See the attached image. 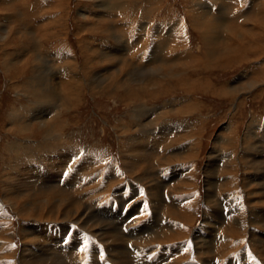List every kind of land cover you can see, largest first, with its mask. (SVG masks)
Segmentation results:
<instances>
[{
    "label": "rangeland",
    "instance_id": "obj_1",
    "mask_svg": "<svg viewBox=\"0 0 264 264\" xmlns=\"http://www.w3.org/2000/svg\"><path fill=\"white\" fill-rule=\"evenodd\" d=\"M51 21L54 23L49 24ZM0 23L2 38L5 35L1 31L3 24L7 29L11 25L14 28L7 41L0 38V208L3 206L1 210L6 215L0 218V264H20L19 258L26 259L30 252L40 254L41 250H45L48 243L37 232L45 229L48 223L36 220L34 214L42 210L44 201L50 200L49 197L61 199L68 205L65 210L70 213L65 218L69 220L72 211L84 207L86 213L81 216V221L88 222L86 226L80 222H58H64L60 225H66L61 228L65 232L59 231L53 236L61 241V248L64 249H61V255L57 254L58 259L53 260V264H264V171L261 169L256 173L247 166L242 169L236 161L238 170H234L233 174L231 171L230 178L225 179L228 174L222 173L228 157L231 159L237 155L238 159L241 158L245 145L249 147L253 143L258 145L252 153L253 160L264 165V0H0ZM173 29L177 31L175 39L171 38ZM232 36L237 40L231 44L229 40ZM227 43L233 48L239 43L241 45L226 62L220 61L215 65L212 62V57H216L214 48L219 44L227 48ZM24 49L30 52L26 56L31 58L30 62L36 55L44 56L51 62L43 68L38 65V74L49 73L56 80L57 70L71 61L76 65L75 79L80 78L81 82L79 104L74 108V104H69L71 110L61 108L60 119L63 122L55 132L62 139L54 144L56 134H53L47 140L48 144L52 143V149L59 144L57 148L74 149L77 155L60 164L61 175L55 177L58 180L43 185L33 182L25 187L23 184L11 185L12 182L7 180L8 166H13L17 157L35 159L38 152L47 148L44 135L39 132L34 135L26 132L19 137L11 131L14 127L10 129L8 126L7 115L12 106L22 113L34 106L31 104L34 98L30 95L25 98L24 92H21L25 86L20 80L26 78L20 77V84H16L18 88L14 89L11 81L16 83L17 78L12 76L9 79L3 73V61L7 57H17V53H23ZM209 53L211 58H208ZM170 56L175 58L169 62ZM159 69H162L163 75L168 71L173 75L165 77L166 80L157 85L150 74L158 78L155 72ZM119 75L120 78L130 76L135 80L120 90L115 89L116 84H112V89H104L109 83L108 77ZM147 75L151 77L149 82ZM176 75L178 78H175ZM103 79L102 83L100 80ZM151 82L152 87L149 86ZM250 84L254 88L243 91ZM137 85L140 89L135 96L130 95V91L138 89ZM232 87H236L239 94L226 95ZM143 90H146L145 93ZM177 110L181 113L177 114ZM150 120L157 121L150 127ZM170 125H174L173 131L186 130L190 134L184 140L172 142L178 138L171 135L173 131L169 133ZM186 125L189 129L184 128ZM229 129L230 132L227 131ZM248 130L253 131V135L249 132L247 136ZM231 132L232 135L229 134ZM137 139H141V145ZM229 140L230 145L227 143ZM184 146H188L187 152L192 154L191 157L186 156L184 160L166 157ZM128 156L132 160L129 161ZM85 157V168L93 165L95 171L89 167L78 173L80 168H76ZM166 159L171 160L166 163ZM88 162L91 165H87ZM255 174L261 178H256ZM228 180H231L230 183L220 186ZM79 182L82 185L87 183L85 197ZM76 196L82 198L77 200ZM176 198L180 200L173 203ZM84 202L88 207L93 205V209L90 211L86 205H81ZM26 203H31L28 218L19 212V209L27 210ZM10 204L16 206L10 207ZM122 220L128 223L118 225ZM53 225L51 223L50 226ZM92 225L101 234L99 239H92L86 232L84 234L83 230ZM24 230L30 235L23 236ZM18 231H22L21 234ZM159 234L165 241H151V237ZM75 242L80 245L77 244L79 249L75 248ZM117 246L121 247L119 251L122 255L114 253L113 249ZM24 249L27 251L23 253ZM90 249L97 254L92 257Z\"/></svg>",
    "mask_w": 264,
    "mask_h": 264
},
{
    "label": "bare ground",
    "instance_id": "obj_2",
    "mask_svg": "<svg viewBox=\"0 0 264 264\" xmlns=\"http://www.w3.org/2000/svg\"><path fill=\"white\" fill-rule=\"evenodd\" d=\"M9 1V0H8ZM107 1V0H106ZM104 5V4H103ZM23 8V7H22ZM150 9V8H149ZM11 13V12H10ZM21 13V12H20ZM144 13V12H143ZM81 14V13H80ZM8 15V14H7ZM82 16L84 15V14H81ZM200 16V15H199ZM50 21V20H49ZM54 22H50L49 24H53ZM5 24H8L7 22H5ZM5 24H3L2 26L4 27V28H1V31L5 34L3 37L4 38H2V37H0V38H2V40H6L7 41V39L14 33V28H13V25H11V26H9L8 27V29L5 27ZM196 24V23H195ZM0 25H1V23H0ZM20 26V25H19ZM26 28V27H25ZM50 29V28H49ZM215 29V28H214ZM143 30V29H142ZM216 30V29H215ZM22 31H24V30H22ZM27 31V30H26ZM173 31V34L170 36L171 38H173L174 37V39H175V37L177 36V31H175L174 29L172 30ZM171 31V32H172ZM51 32V31H50ZM170 32V33H171ZM107 33H108V30H107ZM111 35H112V33H110ZM109 34V35H110ZM169 34V33H168ZM231 34V33H230ZM16 35V34H15ZM18 35V34H17ZM242 35V34H241ZM235 36V35H234ZM26 37V36H25ZM46 37V36H45ZM238 37V36H237ZM231 38V40H229L230 42L229 43H234V42H236V40L237 39H235V37H230ZM242 39H243V37H241ZM41 39V38H40ZM208 39V38H207ZM211 39V38H210ZM219 39V38H218ZM239 39V38H238ZM240 40V39H239ZM238 40V41H239ZM219 41H220V39H219ZM237 41V42H238ZM229 43H227V48H225V46H224V44H219V46L217 47V48H214V54L216 55V57L214 56V57H212V55L209 53V55H208V58H213L212 59V62L214 61V63H215V65H216V63H218V62H226V59H228V58H230L231 56H233L236 52L235 51H237L238 50V45L240 44H237L236 45V48H233V47H231L230 46V44ZM241 45V44H240ZM244 46V45H243ZM122 48V47H121ZM242 48V47H241ZM127 49V48H126ZM88 50V49H87ZM142 50V49H141ZM20 51V50H19ZM123 52V51H122ZM170 52V51H169ZM137 53V52H136ZM156 53V52H155ZM158 53H160V52H158ZM240 53V52H239ZM27 54L29 55L30 54V52H29V50L27 49H24V52L23 53H17V57H13V58H11V57H7V60L5 59L4 61H3V66H4V72L3 73H5L4 75H7V77L9 78V79H11V77L12 76H14V78H17V80H16V83H14L13 81H11L12 82V86H15V88L14 87H12V88H14V89H17L18 88V86L17 85H19L20 83H18V81L20 80V77L22 78L23 76H24V78H26V79H24V80H20L22 83H23V85L25 86L24 88H25V90H23L22 89V91L21 92H24V97L25 98H28L29 97V95L31 96V97H33L34 98V101L31 103V104H33L34 106H32V107H29V108H27L26 109V113H22V112H20L18 109L17 110H15V106H12L11 107V110L9 111V113H8V115H7V120H8V126H9V128L11 129L12 127H14V129H11V131L15 134H18V136L20 137H22V135H25L26 134V132H29V135H34L36 132H39V134H42V135H44V144H45V147L47 148V149H44V151L43 152H38L39 154H38V156L35 158V159H31V158H18L17 157V159H15V164L13 165V166H8V167H10V169H9V172H8V175H7V180L9 181V182H12L11 183V185L13 186L14 184L15 185H19V184H23L22 186H28V185H32V183L33 182H38V183H40L41 185H43V184H46L48 181H54V180H58V179H56L58 176H57V174L59 175V177H60V171L62 170L61 168V170L59 169V166H60V164L61 163H66V162H69L70 160H71V157L73 158L74 156H76L77 155V153L75 152V151H73V150H71L70 148H67V147H59V148H57V146H60L59 144L58 145H56V149H52L51 148V144L52 143H49L48 144V138L49 137H51L52 138V136H53V134H56V139H55V141H54V144H56L55 142H56V140H61L62 139V137H60L61 135H59L58 133H56L55 131H57L56 129H58V128H60V125L62 124V120L60 119V111L62 110L61 108H63L64 110H71V107H70V105L69 104H74L73 105V107L72 108H74L75 107V105H78L79 104V96H80V93H81V86H80V84H79V79H75V75H76V65H75V63H73V62H71V61H68V62H66V63H64L65 65H63L62 66V68L60 69V70H57V72H58V77H56V80L55 79H53V77H51V75L49 74V73H44V72H42V73H44L43 75H40V74H38V72H37V69H38V65H39V67H41L42 66V68H43V65L44 66H48L51 62H48V60H46V58H43V57H41L40 55H36V57L34 58V57H32L33 59V61H29V59H31V58H26V56H27ZM110 54V53H109ZM120 54V53H119ZM138 54V53H137ZM168 54V53H167ZM241 54V53H240ZM13 54H11L10 56H12ZM103 55H106V53L104 54L103 53ZM172 55V54H171ZM106 56H108V55H106ZM122 56V55H121ZM26 58V59H25ZM42 58V59H41ZM105 58V57H104ZM175 58V56L174 57H169V62H170V60L171 59H174ZM233 58H235V57H233ZM108 59V58H107ZM111 59V58H110ZM114 59H116V57L114 58ZM113 59V60H114ZM150 59V58H149ZM154 60V59H153ZM110 61V60H109ZM150 61V60H149ZM174 61V60H173ZM121 63H122V61H121ZM124 63V62H123ZM126 63V62H125ZM157 63V62H156ZM18 64V66L17 67H15L16 65ZM118 64H119V62H118ZM155 64V63H154ZM181 64V63H180ZM74 65H75V67H74ZM121 65V64H120ZM119 65V66H120ZM116 66V65H115ZM118 66V65H117ZM123 66V65H122ZM121 66V67H122ZM51 69H53L51 66H49ZM48 67V68H49ZM124 67V66H123ZM122 67V68H123ZM49 68V69H50ZM125 68V67H124ZM116 69V68H115ZM119 69H120V67H119ZM129 69V68H128ZM130 70V69H129ZM140 70H142V69H140ZM126 71V70H125ZM134 71H136V70H134ZM34 72H36V74H38V76L36 75V74H34ZM56 72V73H57ZM109 72H111V71H109ZM113 72V71H112ZM136 72H139L138 70L136 71ZM161 72H162V75H161ZM41 73V74H42ZM54 73V72H53ZM124 73V72H123ZM155 73H157V77L158 78H155V75L153 76L152 74H150L151 76H152V80L158 85V84H161L162 82H164L165 80H166V78L165 77H169V76H172L173 74L170 72V71H168V73L167 74H165V75H163V71H162V69H159L158 71H156ZM28 74V75H27ZM97 74V73H96ZM181 74V73H180ZM78 75V74H77ZM135 75V74H134ZM138 75V74H137ZM52 76H54V75H52ZM55 76H56V74H55ZM73 76V77H72ZM99 76V75H98ZM106 76V75H105ZM111 76V75H110ZM132 76V75H131ZM139 76V75H138ZM144 76V75H143ZM148 76V75H147ZM101 77H104V76H101ZM149 77V76H148ZM95 78H97L96 76H95ZM151 77H149V79H147L148 80V82H149V80H151L150 79ZM175 78H178V75H176L175 76ZM98 79V78H97ZM96 79V80H97ZM140 79H142V78H140ZM12 80H14V79H12ZM92 80V79H91ZM107 80H109V83H108V85H106L105 87H104V89H112V87H113V85L112 84H116L115 86V89H121V88H124L127 84L129 85V83H133L132 81H134L135 79H133V78H130V76L129 77H127V78H120V75H119V77H116V76H114V77H111V78H107ZM145 80V79H144ZM100 81H102V83L105 81V79H103V80H100ZM137 81V83L139 84V80H136ZM14 83V84H13ZM21 83V84H22ZM81 83V82H80ZM100 82L98 81V84H99ZM152 83V85H149L150 87H152L153 86V82H151ZM17 84V85H16ZM91 84V83H90ZM144 84V83H143ZM255 84V83H254ZM92 85V84H91ZM117 85H120L121 87H119V86H117ZM133 85V84H132ZM135 85V84H134ZM142 85V84H141ZM140 85V86H141ZM155 85V84H154ZM244 85V84H243ZM94 87V86H93ZM98 87V86H97ZM131 87V86H130ZM136 87H138V85L136 86ZM144 87V86H143ZM145 87H146V85H145ZM155 87V86H154ZM190 87V86H189ZM245 87V86H244ZM99 88V87H98ZM187 88V87H186ZM197 88V87H196ZM247 88H254V85L253 84H250V85H248V87H246V88H244L243 89V91L245 90V89H247ZM133 89V88H132ZM140 88L138 87V89H136V88H134V90L136 91V92H134V90L133 91H130L129 93H130V95H134L135 96V94L137 93V91L139 90ZM150 89V88H149ZM181 89V88H180ZM185 89V88H184ZM202 89V88H201ZM232 90L229 92V89H228V91H226L227 93H225L226 95L227 94H237L239 91L237 90V88L235 87V88H231ZM27 90V91H26ZM124 90V89H123ZM147 90V89H146ZM146 90H143V92L144 91H146ZM156 90V89H155ZM196 90V89H195ZM186 92V91H185ZM194 92V91H193ZM139 93V92H138ZM145 93V92H144ZM190 93V92H189ZM217 93H219V92H217ZM216 93V94H217ZM239 94V93H238ZM126 95V94H125ZM129 95V96H130ZM218 95V94H217ZM216 95V96H217ZM128 98V97H127ZM130 98V97H129ZM132 99V98H131ZM128 100V99H127ZM132 101V100H131ZM142 105V104H141ZM38 106H41V107H39V108H37ZM174 106V105H173ZM192 106V105H191ZM36 107V108H35ZM137 107V106H136ZM143 108V107H142ZM192 108V107H191ZM30 110V111H27V110ZM34 109V110H33ZM134 109H135V107H134ZM137 109V108H136ZM135 109V110H136ZM18 111V112H17ZM134 111V110H133ZM137 111H138V109H137ZM140 111H141V108H140ZM157 111V110H156ZM129 112H131V111H129ZM145 112H147V111H145ZM158 112V111H157ZM156 112V113H157ZM134 113V112H133ZM154 113H155V110H154ZM159 113V112H158ZM176 113L178 114V113H181V111L180 110H177L176 111ZM137 114V113H136ZM131 115H132V113H131ZM136 115L134 114V117H135ZM163 116L164 117H166L164 114H163ZM132 118V117H131ZM135 121V120H134ZM151 122L149 123V126L151 127V125L153 126L155 123L154 122H156V121H153L152 122V120H150ZM67 122V121H66ZM18 124V125H17ZM143 124V123H142ZM230 124V123H229ZM138 126V125H137ZM187 126L188 125H186V127H184V128H186V129H189V128H187ZM229 125H227L226 127H228ZM173 127H174V125H170V126H168V131H169V133H171L172 131H173ZM180 127V126H179ZM225 127V128H226ZM138 128H139V126H138ZM191 128V127H190ZM229 128V127H228ZM227 128V129H228ZM135 129V128H134ZM140 129V128H139ZM141 129H143V128H141ZM248 129V128H247ZM151 130V129H150ZM159 130V129H158ZM163 130V129H162ZM161 130V131H162ZM184 130V129H183ZM34 131V132H33ZM143 131V130H142ZM227 131H229L230 132V129L229 130H227ZM60 132V131H59ZM136 132V131H135ZM174 133H171V135H175L178 139H175V140H172V142L173 141H181V140H184L186 137V135H188V134H190V132L189 131H187L186 132V130H185V132H176V130L175 131H173ZM249 132H251L250 130H248L247 131V136L248 135H250L249 134ZM253 132V131H252ZM252 132H251V134H252ZM160 133V132H159ZM230 135H232L233 133L231 132V133H229ZM155 135V134H154ZM158 135H160V134H158ZM253 135V134H252ZM27 136V135H26ZM28 137V136H27ZM33 137V136H32ZM40 137V136H39ZM67 137V136H66ZM129 137V136H128ZM152 137V136H151ZM163 137V136H162ZM161 137V138H162ZM193 137V136H192ZM139 138V137H138ZM141 139H142V136L140 137ZM159 138V137H158ZM157 138V139H158ZM165 138H167V137H165ZM253 138V137H252ZM251 138V139H252ZM50 139V138H49ZM131 139V138H130ZM130 139H128V140H130ZM141 139L139 140V139H137V142L140 144L141 143ZM147 139V138H146ZM146 139H145V142H146ZM163 139V138H162ZM230 139H232V137H230ZM243 139H245V138H243ZM14 140H15V137H14ZM17 140V139H16ZM31 140V139H30ZM38 140V139H37ZM253 140V139H252ZM33 141V140H32ZM35 141V140H34ZM53 141V140H52ZM140 141V142H139ZM162 141V140H161ZM165 141V140H164ZM163 141V142H164ZM230 141V140H229ZM227 142L229 145L231 144V141L230 142ZM253 141H255V140H253ZM36 142V141H35ZM136 142V141H135ZM136 142V143H137ZM34 143V142H33ZM59 143V142H58ZM137 143V144H138ZM150 143H151V141H150ZM153 143V142H152ZM156 143V142H155ZM166 143V142H165ZM223 143V142H222ZM11 144V143H10ZM29 144V143H28ZM37 144V143H36ZM129 144V143H128ZM135 144V143H134ZM143 144V143H142ZM14 146H15V144H13ZM12 145V146H13ZM31 145V144H30ZM35 145V144H34ZM63 145V144H62ZM66 145V144H65ZM132 145V144H131ZM141 145V144H140ZM171 145H172V143H171ZM8 146H9V144H8ZM13 146V147H14ZM148 146V145H147ZM156 146V145H155ZM243 146H244V143H243ZM248 146V145H247ZM258 146V145H257ZM257 146H255V144L253 143V145H250L249 147H246V145H245V148H246V150H243V152H242V154H241V158H237V155L235 156L234 154H232V155H234V156H232L233 158H231V159H229V157L227 158V161H228V163H226V164H228V166H226V164H224V166H223V168H222V173L223 174H228V175H224L225 176V179L226 178H230L229 176H231L233 173H234V170H238V165L236 164V161L238 162V164H240V168H242V169H245L244 167L245 166H247V167H249L250 169H252L253 171H255L256 173L258 172V171H260L261 169H262V171H264V165H263V163L260 161V162H256L255 160H253L254 159V157H252L253 155H252V153L253 152H255L256 151V149H257ZM13 147H11L10 146V151L11 152H13L12 151V149H13ZM138 147V146H137ZM261 147V146H260ZM12 148V149H11ZM127 148V147H126ZM133 148V147H132ZM150 148V147H149ZM155 148V147H154ZM158 148H160V147H158ZM185 148V149H184ZM16 149V148H15ZM39 149V148H38ZM178 149V148H177ZM28 150V149H27ZM30 150V149H29ZM28 150V151H29ZM165 150V149H164ZM179 151L178 152H175V153H170L169 154V156H166V157H174V159L175 158H179V159H186L185 157L186 156H189V157H191V153H188L187 152V150H189L188 149V146H184V147H182L181 149H178ZM34 151V150H33ZM32 151V152H33ZM139 151H140V148H139ZM158 151V150H157ZM173 151V150H172ZM175 151H177V150H175ZM245 151H246V153H245ZM263 151V150H262ZM27 152V151H26ZM127 152V151H126ZM130 152V151H129ZM17 153H18V151H17ZM31 153V152H30ZM162 153V152H161ZM15 154V153H14ZM86 154H87V152H86ZM254 154V153H253ZM1 155V154H0ZM88 155V154H87ZM125 155H126V153H125ZM125 155H123V156H125ZM15 156V155H14ZM19 156V155H18ZM127 156V155H126ZM133 156V155H132ZM159 156V155H158ZM256 156V155H255ZM259 156V155H258ZM261 156V155H260ZM87 157V156H86ZM84 158L83 159V161L81 162V163H79V167L78 168H76V170L77 169H79V171H78V173L81 171V170H85V169H87V168H91V167H93V165H91L90 164V162H88V164L87 165H91V166H89V167H87V168H85L86 167V165H85V159H87V158ZM129 157V156H128ZM136 157H138V156H136ZM250 157H252V159L249 161V158ZM15 158V157H14ZM13 158V159H14ZM82 158V157H81ZM130 158V157H129ZM162 158V157H161ZM188 158V157H187ZM257 158V157H256ZM12 159V158H11ZM12 159V160H13ZM126 161H127V159L126 158H124ZM124 160V161H125ZM130 160H132L131 158L129 159V161ZM134 160V159H133ZM171 160V159H170ZM170 160L169 159H166V163H169L170 162ZM14 161V160H13ZM12 161V162H13ZM73 161V160H72ZM94 161V160H93ZM96 161V160H95ZM94 161V162H95ZM188 161V160H187ZM245 161H247L248 163L246 164L245 163ZM93 162V163H94ZM136 162V161H135ZM78 163V162H77ZM123 163H125V162H123ZM128 163V162H127ZM126 163V164H127ZM73 164V163H72ZM98 164V163H97ZM133 164V163H132ZM137 164V163H136ZM139 164V163H138ZM165 164V163H164ZM210 164V163H209ZM261 164H262V166H261ZM94 165H96V164H94ZM99 165V164H98ZM124 165V164H123ZM129 165V164H128ZM141 165V164H140ZM184 165H185V163H184ZM64 166V165H63ZM130 166H132L131 164H130ZM180 166V165H179ZM179 166H177V167H179ZM62 167V166H61ZM135 167V166H134ZM263 167V168H262ZM71 168H74V167H71ZM89 168V169H90ZM94 168V171H95V167H93ZM130 168V167H129ZM132 168V167H131ZM180 168V167H179ZM185 168V167H184ZM189 168V167H188ZM191 168V167H190ZM189 168V169H190ZM208 168V167H207ZM209 168L210 169H212L213 167L212 166H209ZM232 168H234V169H232ZM92 169V168H91ZM128 170V169H127ZM135 170V169H134ZM138 170H139V168H138ZM88 171V170H87ZM128 171H130V170H128ZM136 171V170H135ZM232 171V174L230 173ZM100 172V171H99ZM138 172V171H137ZM192 172V171H191ZM212 172V171H211ZM225 172V173H224ZM227 172V173H226ZM261 172V171H260ZM70 173V172H69ZM75 173V172H74ZM91 173V172H90ZM132 173V172H131ZM83 174V173H82ZM114 173H112V175H113ZM118 174V173H117ZM137 174V173H136ZM184 174V173H183ZM206 174V173H205ZM71 175V174H70ZM81 175V174H80ZM107 175V174H106ZM182 175V174H181ZM194 175V174H193ZM208 175V174H207ZM254 175V174H253ZM258 175V174H257ZM256 174H255V177L256 178H261V177H258ZM64 176V175H63ZM67 176V175H66ZM72 176H74V174L72 175ZM79 176V175H78ZM96 176V175H95ZM131 176V175H130ZM56 177V178H55ZM76 177V176H75ZM134 177V176H133ZM185 177L186 178H189V176L187 177L186 175H185ZM191 177V176H190ZM217 177V176H216ZM63 178V177H62ZM67 178V177H66ZM68 178H70V176L68 175ZM74 178V177H73ZM135 178V177H134ZM186 178H184V179H186ZM218 178V177H217ZM82 179V178H81ZM106 179V178H105ZM208 179V178H207ZM233 179V178H232ZM254 179V178H253ZM47 180V181H46ZM73 180V179H72ZM77 180V179H76ZM84 180V179H83ZM108 180V179H107ZM106 180V181H107ZM133 180V179H132ZM218 180H219V178H218ZM236 180V179H235ZM6 181V180H5ZM64 181V180H63ZM66 181V180H65ZM69 181V180H68ZM79 181H81V180H79ZM104 181V180H103ZM112 181H115V179L114 180H112ZM135 181V180H134ZM137 181V180H136ZM229 181H231V180H228V181H226V182H224V184H222V183H220V186H225V184H228V183H230ZM110 182V181H109ZM108 182V183H109ZM143 182V181H142ZM155 182V181H154ZM183 182H187V180H184ZM236 182V181H235ZM249 182V181H248ZM255 182V181H254ZM37 183V184H38ZM52 183H54V182H52ZM81 182H79V184H80ZM94 183V182H93ZM107 183V184H108ZM251 183H253V182H251ZM260 183H262V182H260ZM37 184H36V186H37ZM48 184V183H47ZM64 184H66V183H64ZM87 184V183H86ZM86 184H84V185H82V184H80V185H82L80 188H82V191H83V197H85V196H87V193H85L84 191H85V189H86ZM114 184V183H113ZM212 184V183H211ZM76 185V184H75ZM112 185V184H111ZM130 185V184H129ZM164 185V184H163ZM166 185H168L167 183H166ZM35 186V185H34ZM67 186V185H66ZM89 186H91V182H90V185ZM101 186H102V184H101ZM100 186V187H101ZM123 186V185H122ZM246 186H248V184L246 185ZM250 186V185H249ZM263 186V185H262ZM16 187V186H15ZM18 187H20V186H18ZM51 187V186H50ZM78 187H79V185H78ZM96 187V186H95ZM99 187V186H98ZM113 187V186H112ZM132 187V186H131ZM146 187V186H145ZM170 187V186H169ZM228 187V186H227ZM6 188H8V187H6ZM21 188V187H20ZM30 188V187H29ZM70 188H72V187H70ZM108 188V187H107ZM130 188V187H129ZM17 189V188H16ZM22 189V188H21ZM74 189V188H73ZM79 189V188H78ZM109 189H111V188H109ZM109 189H107V190H109ZM138 189V188H137ZM216 189V188H215ZM255 189V188H254ZM259 189V188H258ZM3 190V189H2ZM6 190V189H5ZM5 190H4V193H6L5 192ZM29 190V189H28ZM35 190V189H34ZM36 190H38V189H36ZM53 190V189H52ZM91 190V189H90ZM99 190V189H98ZM120 190V189H119ZM180 190V189H179ZM262 190V189H261ZM6 191H8V190H6ZM22 191H25V190H22ZM33 191V190H32ZM71 191V190H70ZM78 191V190H77ZM80 191V190H79ZM176 191H177V189H176ZM182 191V190H181ZM220 191V190H219ZM256 191V190H255ZM254 191V192H255ZM17 192H19V191H17ZM29 192V191H28ZM49 192H51V191H49ZM53 192V191H52ZM59 192H61V191H59ZM72 192V191H71ZM101 192V191H100ZM113 192V191H112ZM120 192V191H119ZM132 192V191H131ZM253 192V191H252ZM258 192V191H257ZM261 192V191H260ZM133 193H134V195H136L137 196V192L135 193V190H133ZM163 193V192H162ZM167 193V192H166ZM169 193V192H168ZM13 194H14V192H13ZM18 194V193H17ZM64 194V193H63ZM72 194V193H71ZM79 194V193H78ZM118 194V193H117ZM131 194V193H130ZM171 194V193H170ZM169 194V195H170ZM185 194V193H184ZM210 194V193H209ZM251 194V193H250ZM254 194V193H253ZM257 194V193H256ZM4 195H6V194H4ZM15 195V194H14ZM33 195H34V193H33ZM45 195H48V194H46L45 193ZM59 195H61V194H59ZM105 195V194H104ZM9 196V195H8ZM24 196V195H23ZM35 196V195H34ZM38 196V195H37ZM50 196V195H49ZM92 196V195H91ZM117 196H120V195H117ZM139 196V195H138ZM4 197V196H3ZM6 197V196H5ZM4 197V198H5ZM19 197V196H18ZM21 197V196H20ZM19 197V198H20ZM46 197V196H45ZM55 197H57L56 195H55ZM73 197V196H72ZM80 196H78V198H79ZM92 197H94V196H92ZM97 197V196H96ZM135 197V196H134ZM154 197V196H153ZM213 197V196H212ZM252 197V196H251ZM254 197V196H253ZM259 197V196H258ZM263 197V196H262ZM14 198H16V197H14ZM42 198V197H41ZM48 198V197H47ZM75 198H77V196L75 197ZM78 198H77V200H78ZM80 198H82V197H80ZM129 198H130V196H129ZM166 198V197H165ZM192 198V197H191ZM216 198V197H215ZM214 198V199H215ZM29 199V198H28ZM38 199V198H37ZM40 199V198H39ZM49 199L50 200H45L44 201V207L43 208H41L42 210L40 211V210H38L37 212H36V214H34V216H36V220L37 219H39V221H45V222H47L48 224H47V226L45 227V229L43 228V229H41V231H39V232H37V233H39V236H41V238L42 239H45L46 241H45V243L47 242L48 243V245L46 244L45 245V250L44 251H40L39 253L40 254H38V252H30V254L28 255L27 254V258L26 259H24V257L23 258H19V261H20V264H48L49 263V261L51 262V264H53L52 263V261L53 260H55V259H58L57 257H58V255L57 254H59V255H61L62 254V251H61V249H64V248H61V241H57L55 238H56V236L54 237L53 235H55V234H57V233H59V231H64L65 232V230H63V229H61L62 227H64L65 228V226L63 225V226H61L60 224H63L64 222H60V224L58 223L59 221H69V222H71V223H74V222H80L81 224H82V226L83 225H85L86 223H88V222H84V220L83 221H81V216H83L85 213H86V210L84 209V207H83V209L81 208L80 210L78 209V211H77V209H76V212H74V211H72V214H70L69 216H70V220L69 219H67V218H65V217H67L68 216V213H70L69 211H66L65 209H67L66 207H68V205H65L63 202V200H61V199H51L50 197H49ZM68 199V198H67ZM66 199V200H67ZM89 199V198H88ZM98 199V198H97ZM159 199V198H158ZM170 199V198H169ZM209 199V198H208ZM220 199V198H219ZM17 200H18V198H17ZM23 200V199H22ZM25 200V199H24ZM31 200V199H30ZM73 200V199H72ZM161 200V199H160ZM180 199H178V198H176V199H174L173 200V203H175V202H178ZM255 200V199H254ZM1 201H3V199L1 200ZM40 201H42V200H40ZM40 201H38V202H40ZM138 201H139V199H138ZM17 202V201H16ZM34 202V201H33ZM69 202H70V200H69ZM72 202V201H71ZM78 202H80L81 203V201H78ZM86 202H87V200H86ZM86 202H84V203H82L81 205H86L87 207H88V204H85ZM98 202H99V199H98ZM141 202V201H140ZM155 202V201H154ZM197 202V201H196ZM18 203V202H17ZM16 203V204H17ZM32 203V202H31ZM30 203V204H31ZM89 203V202H88ZM95 203V202H94ZM207 203V202H206ZM210 203H211V201H210ZM24 204V203H23ZM30 204H28V203H26L25 204V208L27 209V210H25V209H19V212L20 213H22V216L24 215L25 216V218L27 217L28 218V211H29V209H30ZM33 204H35V203H33ZM42 204V203H41ZM71 204V203H70ZM76 204V203H75ZM78 204V203H77ZM133 204V203H132ZM185 204V203H184ZM215 204V203H214ZM261 204V203H260ZM9 205V204H8ZM65 205V206H64ZM73 205V204H72ZM80 205V204H79ZM91 205V204H90ZM137 205V204H136ZM175 206H176V204H174ZM181 205V204H180ZM180 205H178V206H180ZM14 206H16L15 204L13 205V204H10V207H14ZM32 206V205H31ZM93 206V205H92ZM92 206H89L88 207V209L91 211L92 209H93V207ZM144 206V205H143ZM142 206V207H143ZM154 206V205H153ZM170 206V205H169ZM214 206V205H213ZM3 207V206H2ZM1 207V208H2ZM20 207V206H19ZM18 207V208H19ZM77 207V206H76ZM75 207V208H76ZM94 207H95V205H94ZM145 207V206H144ZM172 207V206H171ZM171 207H170V209H171ZM1 208H0V211H1V213H0V218L2 219V218H4V217H6V215H4V213H3V211L1 210ZM17 208V209H18ZM178 208V207H177ZM218 208L219 207H215V209L216 210H218ZM258 208V207H257ZM40 209V208H39ZM71 209V208H70ZM70 209H68V210H70ZM87 209V210H88ZM131 209V208H130ZM169 209V208H168ZM184 209V208H183ZM193 209H194V206H193ZM5 210V209H4ZM13 210V209H12ZM31 210H34V209H31ZM154 210H156V209H154ZM214 211V210H213ZM240 211V210H239ZM258 209L256 210V212L258 213ZM30 212V211H29ZM34 212V211H33ZM183 212V211H182ZM253 212V211H252ZM88 213V212H87ZM134 213H136V211H134ZM215 213V212H214ZM262 213V212H261ZM137 214V213H136ZM216 214V213H215ZM254 214H256V213H254ZM31 215V214H30ZM138 215V214H137ZM212 215V214H211ZM218 215V214H217ZM260 215H262V214H260ZM86 216V215H85ZM84 216V217H85ZM207 216V215H206ZM216 216V215H215ZM255 216V215H254ZM264 216V215H263ZM20 217V216H19ZM91 217V216H90ZM176 217V216H175ZM181 217V216H180ZM221 217V216H220ZM69 218V217H68ZM250 218H251V216H250ZM8 219V218H7ZM6 219V220H7ZM24 219V218H23ZM85 219V218H84ZM124 219V218H123ZM180 219V218H179ZM214 219V218H213ZM256 219V218H255ZM255 219H253V220H255ZM261 219V218H260ZM10 220V219H9ZM34 220V219H33ZM91 220V219H90ZM25 221V220H24ZM92 221V220H91ZM97 221V220H96ZM103 221V220H102ZM215 221V220H214ZM44 222V223H45ZM93 222V221H92ZM136 222V221H135ZM216 222V221H215ZM262 222H264V220H262ZM25 223V222H24ZM51 223H53L54 225H53V227H51L50 225H51ZM111 223V222H110ZM128 222H126L125 220H122L118 225H124V224H127ZM134 223V222H133ZM204 223V222H203ZM206 223V222H205ZM208 223V222H207ZM1 224V223H0ZM6 224V223H5ZM23 224V223H22ZM252 224V223H251ZM42 225V224H41ZM75 225V224H74ZM112 225V224H111ZM129 225H131V223L129 224ZM128 225V226H129ZM146 225V224H145ZM174 225V224H173ZM235 225V224H234ZM257 225H261V224H257ZM23 226V225H22ZM21 226V227H22ZM29 226V225H28ZM50 226V227H49ZM80 226V225H79ZM86 226V225H85ZM152 227H153V225H151ZM99 227V226H98ZM175 227V226H174ZM263 227H264V225H263ZM80 228V227H79ZM127 228V227H126ZM130 228V227H129ZM155 228V227H154ZM164 228H166V227H164ZM206 228V227H205ZM30 229V228H29ZM116 229L117 230H119V228H118V226H116ZM151 229V228H150ZM176 229V228H175ZM21 230V229H20ZM26 230V229H25ZM24 230V232L22 233L23 234V236H28V235H30V234H28V232H26ZM94 230H95V226L94 225H92L90 228H87V230H83L84 231V234H85V232H86V235L88 236H90L91 238L92 237H98V239L100 238V235L101 234H99V231L98 230H95V233H94ZM178 230H180V229H178ZM253 230V229H252ZM251 230V231H252ZM38 231V230H37ZM82 231V232H83ZM92 231H93V233H92ZM102 231V230H101ZM112 231V230H111ZM120 231V230H119ZM128 231V230H127ZM148 231H149V229H148ZM1 232V231H0ZM20 232H22V231H20ZM19 231H18V233H20ZM34 232H36V231H34ZM33 232V233H34ZM81 232V233H82ZM90 232V233H89ZM121 233L120 234H122V231H120ZM133 232V231H132ZM161 232V231H160ZM201 232V231H200ZM7 233V232H6ZM9 233V232H8ZM36 233V234H37ZM96 233H98V234H96ZM104 233V232H103ZM106 233V232H105ZM135 233V232H134ZM170 233V232H169ZM176 233V232H175ZM264 233V232H263ZM21 234V233H20ZM25 234V235H24ZM83 234V235H84ZM128 234V233H127ZM156 234V233H155ZM197 235H198V233H196ZM249 234V233H248ZM253 234H255V233H253ZM257 234V233H256ZM62 235V234H61ZM66 235V234H65ZM140 235H142V234H140ZM149 235V234H148ZM147 235V236H148ZM169 235V234H168ZM175 235V234H174ZM195 235V234H194ZM201 235H202V233H201ZM230 235V234H229ZM261 235V234H260ZM107 236V235H106ZM120 236V235H119ZM132 236V235H131ZM136 236V235H135ZM177 236V235H176ZM200 236V235H199ZM211 236V235H210ZM241 236V235H240ZM250 236V235H249ZM257 236V235H256ZM22 237V236H21ZM65 237V236H64ZM78 237V236H77ZM138 237V236H137ZM198 237V236H197ZM201 237V236H200ZM25 238V237H24ZM35 238H37V237H35ZM40 238V237H39ZM58 238V237H57ZM72 238V237H71ZM80 238V237H79ZM135 238V237H134ZM141 238V237H140ZM152 239H151V241H153V242H157V241H159V240H161V241H165V238H162V236L159 234V235H157V236H155V237H151ZM167 238V237H166ZM199 238V237H198ZM238 238V237H237ZM251 238V237H250ZM6 239V238H5ZM11 239H13L12 237H11ZM26 239V238H25ZM65 239V238H64ZM87 239V238H86ZM93 239V238H92ZM105 239V238H104ZM133 239V238H132ZM194 239V238H193ZM204 239V238H203ZM258 239H260V238H258ZM7 240V239H6ZM106 240V239H105ZM112 240V239H111ZM136 240V239H135ZM182 240V239H181ZM4 241V240H3ZM10 241V240H9ZM20 241V240H19ZM35 241H36V239H35ZM64 241V240H63ZM130 241V240H129ZM134 241V240H133ZM140 241V240H139ZM138 241V242H139ZM149 241V240H148ZM169 241V240H168ZM175 241V240H174ZM194 241V240H193ZM259 241V240H258ZM34 242V241H33ZM42 242V241H41ZM78 242H80V241H78ZM94 242V241H93ZM104 242V241H103ZM119 242V241H118ZM153 242H151V243H153ZM177 242V241H176ZM199 242V241H198ZM10 243V242H9ZM20 243V242H19ZM73 243H74V241H73ZM88 243V242H87ZM92 243V242H91ZM113 243V242H112ZM144 243V242H143ZM161 243V242H160ZM163 243V242H162ZM165 243V242H164ZM181 243V242H180ZM248 243V242H247ZM259 243V242H258ZM7 244V243H6ZM38 244H39V241H38ZM40 244H42V243H40ZM78 243L77 242H75V248L77 247L78 249H79V247H78V245H77ZM81 244H83V242L81 243ZM109 244V243H108ZM129 244V243H128ZM147 244V243H146ZM170 244V243H169ZM195 244V243H194ZM198 244V243H197ZM262 244V243H261ZM260 244V245H261ZM5 245V244H4ZM3 245V246H4ZM34 245H36V244H34ZM77 245V246H76ZM124 245H125V243H124ZM142 245V244H141ZM141 245H138V246H141ZM149 245V244H148ZM177 245V244H176ZM199 245V244H198ZM0 246H2L1 244H0ZM9 246V245H8ZM27 246V245H26ZM80 246V245H79ZM101 246V245H100ZM165 246H166V244H165ZM200 246V245H199ZM263 246H264V244H263ZM17 247V246H16ZM42 247V246H41ZM82 247H83V245H82ZM91 247V246H90ZM197 247V246H196ZM13 248V247H12ZM34 248V247H33ZM40 248V247H39ZM66 248V247H65ZM70 248V247H69ZM119 248H121V247H119V246H117L116 248H114L113 249V251H114V253H116V254H119V255H122V252L120 253V251H119ZM125 248V247H124ZM142 248H144V247H142ZM149 248V247H148ZM153 248H154V245H153ZM166 248V247H165ZM171 248V247H170ZM173 248V247H172ZM179 248V247H178ZM183 248V247H182ZM192 248V247H191ZM194 248V247H193ZM19 249H20V247H19ZM28 249V248H27ZM27 249L25 250H22V252L24 253L25 251H27ZM185 249V248H184ZM199 249V248H198ZM197 249V250H198ZM15 250H17V249H15ZM31 250H34V249H31ZM91 250V249H90ZM123 250V249H122ZM147 250V249H146ZM176 250V249H175ZM183 250V249H182ZM195 250V249H194ZM263 250H264V247H263ZM19 251V250H18ZM30 251V250H29ZM38 251V250H37ZM50 251V252H49ZM74 251H75V249H74ZM130 251V250H129ZM164 251V250H163ZM171 251V250H170ZM258 251V250H257ZM0 252H2V250H0ZM10 252V251H9ZM12 252V251H11ZM16 252V251H15ZM76 252V251H75ZM83 252V251H82ZM139 252V251H138ZM203 252V251H202ZM207 252V251H206ZM205 252V253H206ZM240 252V251H239ZM27 253V252H26ZM68 253H70V252H68ZM91 256L93 257V255L96 253L95 251H93V250H91ZM89 253V254H90ZM175 253V252H174ZM201 253V252H200ZM211 253V252H210ZM255 253H256V251H255ZM4 254H5V252H4ZM19 254V253H18ZM64 254V253H63ZM67 254V253H66ZM72 254V253H71ZM97 254V253H96ZM111 254V253H110ZM128 254V253H127ZM126 254V255H127ZM202 254V253H201ZM212 254V253H211ZM260 254V253H259ZM11 255V254H10ZM9 255V256H10ZM22 255V254H21ZM24 255V254H23ZM125 255V254H124ZM165 255V254H164ZM8 256V255H7ZM11 256H13V254L11 255ZM15 256V255H14ZM149 256V255H148ZM147 256V257H148ZM166 256V255H165ZM170 256V255H169ZM16 257V256H15ZM115 257V256H114ZM117 257V256H116ZM146 257V256H145ZM146 257V258H147ZM204 257V256H203ZM221 258H222V256H220ZM9 258V257H8ZM10 258H12V257H10ZM78 258V257H77ZM106 258V257H105ZM162 258V257H161ZM160 258V259H161ZM233 258V257H232ZM94 259V258H93ZM109 259H110V257H109ZM112 259V258H111ZM121 259V258H120ZM125 259H127V258H125ZM152 259V258H151ZM158 259V258H157ZM166 259V258H165ZM223 259V258H222ZM18 260V259H17ZM106 260V259H105ZM154 260V259H153ZM163 259H161V261H162ZM200 260V259H199ZM206 260V259H205ZM263 260V259H262ZM2 261V260H1ZM15 261V260H14ZM127 261V260H126ZM157 261V260H156ZM204 261V260H203ZM3 262V261H2ZM18 262V261H17ZM115 262V261H114ZM151 262V261H150ZM155 262V261H154ZM187 262V261H186ZM113 263V262H112ZM170 263V262H169ZM178 263V262H177ZM7 264V263H6ZM14 264H16L15 262H14ZM55 264V263H54ZM60 264V263H59ZM62 264H64L63 262H62ZM117 264V263H116ZM119 264V263H118ZM123 264V263H122ZM125 264V263H124ZM126 264H128V263H126ZM190 264V263H189ZM196 264V263H195Z\"/></svg>",
    "mask_w": 264,
    "mask_h": 264
}]
</instances>
